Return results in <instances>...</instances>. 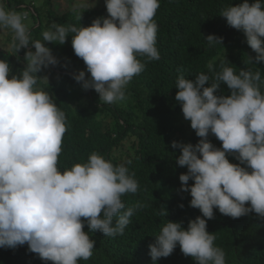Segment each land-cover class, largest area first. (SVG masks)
Here are the masks:
<instances>
[{"label": "clouds", "instance_id": "obj_1", "mask_svg": "<svg viewBox=\"0 0 264 264\" xmlns=\"http://www.w3.org/2000/svg\"><path fill=\"white\" fill-rule=\"evenodd\" d=\"M3 2L0 29L12 31V50L0 46L24 59L25 67L16 75L15 65L11 70L9 62L0 59V247L27 244L24 248L39 256L38 264H78L93 255L96 241L89 232L123 235L130 217L144 206L125 207L122 196L137 193L139 187L125 163L114 165L92 152L85 163L63 171L58 168L66 115L48 92L36 87L37 73L49 67L50 77L59 63L46 42L64 45L69 33H74V53L91 75L86 78L85 71H80L73 78L84 90L94 89L100 102L123 101L126 86L145 68L137 57L160 59L158 26L153 19L160 3L105 0L107 17L96 18L88 27L53 22L41 41L31 36L39 22L32 28L24 23L30 15L36 16V4ZM89 2L76 0L72 11L80 20L79 9ZM220 15L230 27L243 30L248 45L258 54L256 61H264V0L232 4ZM206 40L209 45L223 44V38L214 34ZM207 68L212 76L201 72L190 80L180 75L175 84V99L201 139L195 145L178 141L171 145L181 149L177 163L188 169L179 176L180 191H190V206L202 216L191 220L186 230L182 222L168 221L149 245L154 264L171 255L177 244L197 264H226L225 253L214 246L215 236L207 230L214 208L232 218L253 211L264 218V94L260 87L264 81L258 71L240 69L237 73L222 65L217 73L212 62ZM209 81L211 86L205 87ZM221 82L231 89L230 96L216 95ZM210 133L222 141L221 148L208 139ZM228 154L240 163H231ZM189 180L194 184L189 185ZM167 214V210L161 212Z\"/></svg>", "mask_w": 264, "mask_h": 264}, {"label": "trees", "instance_id": "obj_2", "mask_svg": "<svg viewBox=\"0 0 264 264\" xmlns=\"http://www.w3.org/2000/svg\"><path fill=\"white\" fill-rule=\"evenodd\" d=\"M4 1L8 5L14 2L16 6L27 2ZM243 2L159 0L160 7L153 19L158 26L156 47L160 59L148 61L146 57L138 56L145 64L144 70L126 86V98L113 104L100 102L94 89L84 90L73 78V74L80 71H85L86 78L91 75L83 59L74 53L71 37L74 33H69L64 45L46 42L59 63L42 90L50 94L66 115L67 131L62 138L58 168L63 171L76 163H85L92 152L101 154L114 165L125 163L139 185L137 193L122 196L125 207L132 208L137 203L144 206L130 217L123 235L107 237L99 231L89 232L90 238L96 241L93 255L86 261L79 260L78 264H154L149 245L155 242L162 227L168 221L182 222L186 230L191 220L202 216L199 209L190 206V191H180L179 176L188 169L178 165L181 149L172 148V142L195 145L201 138L191 128L190 121L185 122L181 105L175 99L178 92L175 84L180 75L190 80H195L201 72L212 76L207 68L210 62L217 73L222 71V65L231 66L237 73L240 69L258 71L264 81V61H256L258 54L248 45L243 30L230 27L226 18L220 15L224 8ZM253 2L249 0V3ZM35 7L39 11L35 10L34 20L40 27L32 31L31 36L33 40L41 41L42 33L53 22L88 27L96 18L109 15L106 3L102 5L99 1L97 5L87 4L79 9L81 20L72 9L58 13L52 8L51 0ZM213 34L222 37L223 44L209 45L206 37ZM21 53L25 54L26 50L21 49ZM20 58L0 46V59L9 62L11 70ZM210 86V81L205 84V87ZM260 87L264 94V83ZM216 95L230 96L231 89L221 82ZM208 139L215 147H222V141L211 133ZM121 148L122 152L116 154ZM228 159L231 163H240L232 154H228ZM188 184L192 185L194 181L189 180ZM246 206L250 207V202ZM164 210H167V216L161 215ZM207 230L215 236L214 246L225 253L226 264H264V218L254 211L232 218L214 208V218L207 220ZM84 231H89L87 225ZM26 245L15 249L0 247V264H38L39 256L25 249ZM45 263L53 264L52 261ZM155 264L197 262L191 256L186 257L177 244L171 255L160 258Z\"/></svg>", "mask_w": 264, "mask_h": 264}, {"label": "rangeland", "instance_id": "obj_3", "mask_svg": "<svg viewBox=\"0 0 264 264\" xmlns=\"http://www.w3.org/2000/svg\"><path fill=\"white\" fill-rule=\"evenodd\" d=\"M44 1L46 0H27V2H31L34 4H43ZM98 1L104 5L105 0H91V2L88 3V5H90L91 7L94 6V4L97 5ZM52 2V8H55L57 10V12H66L69 11L73 8L74 4L76 3V0H51ZM3 0H0V4H3ZM89 8V7H88ZM37 11H39L38 8ZM8 10V9H7ZM15 11V10H14ZM18 12V11H16ZM21 13V12H18ZM25 25L28 26L29 28L34 27L35 24V20H34V16H31L27 21H24ZM13 33L10 29L4 28V29H0V45L6 49V50H12V48L9 47L10 43H11V39H12ZM17 65V66H16ZM13 73L16 72V75H18L20 73V71L25 67V60L24 59H19L16 63ZM13 73H10L9 78H11V76L13 75ZM38 77H40V79L38 80V84H37V88H39L40 90H42V87H44V85L47 83V81L50 80L51 76L48 77L50 75L49 73V67L42 69L39 73H37ZM42 82V84H41ZM187 124V120L185 121ZM127 146H129V143H127ZM123 148L119 149L116 154H120L122 152Z\"/></svg>", "mask_w": 264, "mask_h": 264}]
</instances>
